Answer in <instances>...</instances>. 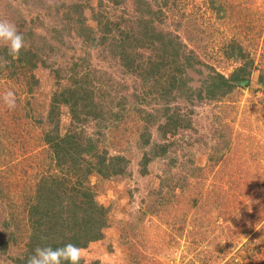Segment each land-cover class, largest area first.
<instances>
[{"label":"rangeland","instance_id":"374dc122","mask_svg":"<svg viewBox=\"0 0 264 264\" xmlns=\"http://www.w3.org/2000/svg\"><path fill=\"white\" fill-rule=\"evenodd\" d=\"M117 2L0 0V19L13 22L24 34V48L39 54L32 71H0V94L12 89L17 97L14 110L0 100V264H25L22 257L31 254L29 200L41 175L76 180L46 150L45 132L56 124L61 134L77 130L100 151L128 159L122 175L92 173L86 181L110 211L104 238L81 248L86 263L264 264V85L258 82L264 73V0ZM147 3L153 13L145 18L152 17L156 31L182 41L180 61L189 52L199 60L187 67L191 95L178 88L170 95L146 94L153 80L126 71L105 44L92 49L77 32L80 9L82 27L92 26L97 37L94 14L134 18ZM231 43L253 59L250 81L211 99L203 84L211 68L230 76L243 63L226 55ZM32 74L39 81L30 89ZM86 76L85 94L95 110L76 106L75 112L58 101L53 114L56 92ZM169 98L190 125L168 134L166 154L144 167L149 149L141 147L142 132L162 142L155 109ZM138 108L156 121L149 123ZM222 137L226 145L218 144Z\"/></svg>","mask_w":264,"mask_h":264},{"label":"trees","instance_id":"16d2710c","mask_svg":"<svg viewBox=\"0 0 264 264\" xmlns=\"http://www.w3.org/2000/svg\"><path fill=\"white\" fill-rule=\"evenodd\" d=\"M115 1L117 2V0ZM141 1L143 0H134L135 3H142ZM73 7L77 12L79 11L78 5ZM82 11L80 9L78 13L80 25H76L79 35L90 41L92 49L105 44L109 53L125 67L126 71L153 80L152 88H148L146 94L157 91L170 95L174 88H178V91L185 89L190 91V95L193 94L195 90L188 82L190 79L187 75V67H195L199 60L189 52L183 56L184 62L180 61L182 41L174 40L170 33L164 35L162 32L156 31L152 17L145 18L151 12L153 13V9L149 5L147 8L139 7V15L134 18L106 14L108 16L103 20L105 16L94 14L93 18L97 21V28L99 27L101 31L97 37L92 26H89L87 30L82 27L85 21ZM226 51L228 52L227 56L237 59L240 57L243 63L236 67L230 76L211 68L212 71L208 72L206 81L204 80L203 83L207 96L211 99H220L231 93L240 84L247 85L250 81L254 61L249 58V53L244 52L242 47L235 43L229 44ZM0 56H4L10 61L3 68L10 67L11 75L16 74L19 68H28L32 71L38 67L39 54L32 52L31 49L22 48L19 57L13 59L7 56V49L3 47L0 48ZM3 68H0V71ZM156 75L158 77H155ZM29 80L30 89L39 81L35 74H32ZM88 80L90 81L89 76H86V81L81 79L73 81L71 86L56 92L58 94H56V100H54L50 111L54 112L55 103L58 101L70 106L71 110L75 112L76 106L90 111L92 108L94 109L96 105L94 107L92 100L87 99L85 94L86 89H90L87 88ZM258 82L264 85L263 72L259 74ZM157 84L161 87H157ZM115 95L117 94L115 93ZM110 96L111 101L116 99L112 94ZM108 101L110 100L103 99V102ZM167 103H170V98L165 100L162 107L155 109L158 113V115L155 114L157 120L162 119L158 129L162 142L152 141L151 133L148 130L142 132L144 139L141 141V147L149 149L144 151L142 162L144 167L154 157L166 154L170 146V143L166 142L168 134H176L179 128L190 125L189 122H186V114ZM138 112L146 116L149 123L156 121L153 119L152 112H146L140 108H138ZM54 127L46 131L44 136L46 150L50 153L49 158L54 159L55 165L60 169L67 170L66 174L74 171L76 180L72 184H67L72 178L67 180L63 176L49 174L48 171L39 178L35 194L29 200L28 214L31 227L28 251L31 254L37 245H51L56 248L71 242L81 249L93 241L103 239L105 230L110 225L109 206L97 200L95 191L91 190L93 188H90L91 186L87 185L86 181L89 180L88 177L92 173L99 174L103 178L122 175L126 171L128 161L120 154L114 155L108 154L106 150L100 151L94 139L82 137L77 133V130H69L61 134L58 124ZM220 143L226 145V137H222L218 144ZM41 237L45 239L42 240ZM80 264H101V262L95 259L86 263L82 258Z\"/></svg>","mask_w":264,"mask_h":264},{"label":"clouds","instance_id":"9594fccd","mask_svg":"<svg viewBox=\"0 0 264 264\" xmlns=\"http://www.w3.org/2000/svg\"><path fill=\"white\" fill-rule=\"evenodd\" d=\"M0 47L7 49V56L17 59L21 49L25 47L24 34L20 32L17 26L7 20L0 19ZM10 61L0 56V68L5 67ZM0 100L9 110L16 108L17 97L12 89H8L0 94ZM41 239H45L41 237ZM25 264H80L82 259L81 249L71 242L63 246L53 248L51 245H37L33 253L28 255Z\"/></svg>","mask_w":264,"mask_h":264}]
</instances>
